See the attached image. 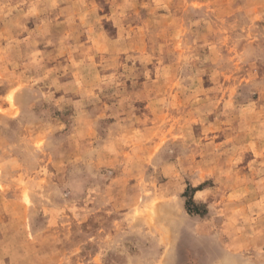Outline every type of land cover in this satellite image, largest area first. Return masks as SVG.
I'll list each match as a JSON object with an SVG mask.
<instances>
[{"label": "rangeland", "instance_id": "rangeland-1", "mask_svg": "<svg viewBox=\"0 0 264 264\" xmlns=\"http://www.w3.org/2000/svg\"><path fill=\"white\" fill-rule=\"evenodd\" d=\"M0 264H264V0H0Z\"/></svg>", "mask_w": 264, "mask_h": 264}]
</instances>
